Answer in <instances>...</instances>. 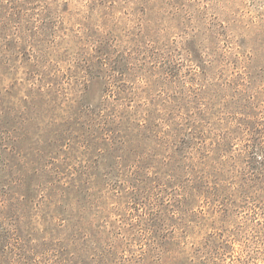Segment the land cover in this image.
<instances>
[{
    "label": "rangeland",
    "instance_id": "rangeland-1",
    "mask_svg": "<svg viewBox=\"0 0 264 264\" xmlns=\"http://www.w3.org/2000/svg\"><path fill=\"white\" fill-rule=\"evenodd\" d=\"M0 264H264V0H0Z\"/></svg>",
    "mask_w": 264,
    "mask_h": 264
}]
</instances>
